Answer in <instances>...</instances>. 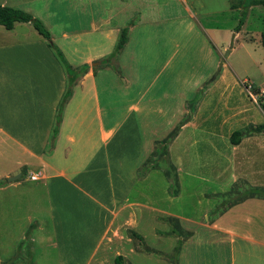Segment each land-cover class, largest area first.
<instances>
[{
    "label": "crops",
    "instance_id": "0c3cea01",
    "mask_svg": "<svg viewBox=\"0 0 264 264\" xmlns=\"http://www.w3.org/2000/svg\"><path fill=\"white\" fill-rule=\"evenodd\" d=\"M18 24L23 25L16 23L12 30L0 25L5 31L0 40V158L8 159L9 150L16 158L14 165L0 173V178L6 179L0 180V190L20 185L23 176L46 189L56 238L53 245L61 254L60 264H91L98 254L99 264H106L103 253H111L117 264H131L123 254L146 253L130 246L133 238L124 235L126 231L137 233L133 229L143 220L137 214L140 208L152 222L166 221L167 216L179 221L191 219L193 230L184 229L180 222L181 229L191 236L182 239L177 264H264V197L249 193L264 189V171L255 167V152L259 151L244 147L257 139L255 135L233 145L234 154L227 155V163L231 159L234 167L228 165L226 171L222 167V172H215L222 173L216 179L226 178L231 171L236 173L232 184L230 174L211 194H205L208 199L222 197L217 212L208 216L214 212L208 209L200 221L165 212L159 207V197L160 193L168 195L166 182H150L151 173L162 170L152 168L149 161L158 142L169 138L179 125L182 130L191 124H182L189 104L187 96L182 91L178 95L167 91L181 77L174 75L167 83L169 88H163L158 73L151 74L150 63L143 59L146 54L148 59L155 58L147 38L140 40V49L135 51L129 49V35L119 54L127 52L129 57L124 75L93 66L96 61L100 64L96 58L101 54L97 52L85 53L79 65L68 62L75 69L88 64L89 70L73 87L50 150L58 108L68 87L67 75L42 35L28 39L26 36L32 35L26 28L24 39L7 38ZM105 26L91 24L90 30L79 33L64 30L62 38L71 40L92 30L103 31ZM73 50L76 55L77 49ZM200 82L197 80L196 85ZM163 98L172 103L164 104ZM194 114L197 112H192V118ZM167 124L162 133L161 126ZM230 143L221 145L228 153ZM19 173L20 178L9 180ZM236 184H243L245 189L239 187L234 195ZM181 190L179 185L171 196H180Z\"/></svg>",
    "mask_w": 264,
    "mask_h": 264
},
{
    "label": "rangeland",
    "instance_id": "374dc122",
    "mask_svg": "<svg viewBox=\"0 0 264 264\" xmlns=\"http://www.w3.org/2000/svg\"><path fill=\"white\" fill-rule=\"evenodd\" d=\"M248 2L249 0H0L1 4L25 10L45 24L54 43L72 65L81 64L85 53L101 54L96 58L99 61L109 56L115 50L120 32L125 28L128 29L129 49L137 51L140 40L147 38L151 54L156 58L148 59L149 54L143 56L150 63L147 65L148 69L151 74L158 73V82L163 84V88H169L167 83L174 75L181 77L179 83L177 81L174 84L175 87L166 89L169 93L178 92L177 95L182 91L187 96L189 104L182 124L189 118L185 126L191 123L182 130L179 125L172 132H176L177 136H172L173 142L170 148L167 146L166 151L160 148L163 141L156 144V152L150 157L149 165L162 171L151 173L150 182H166L168 195L160 193L159 197V207L162 210L171 214L182 213L197 221H200L208 209L210 212L214 211L208 214L212 216L222 204L221 196L215 195L211 199L205 196L224 182L222 180L225 177L216 179L222 174L216 175V170L220 169L222 172V167L225 171L228 165L234 167L231 159V163H227V155H233L235 147L230 143L231 150L228 153L221 145L226 146L236 130L243 131L248 127L264 124V112L261 108L264 103V46L261 43L264 7H247ZM241 20L243 24L237 31ZM22 24H18L7 38L12 36L10 39H24L26 28L32 35L26 36L28 39L41 38L32 25ZM91 24L106 25V30H92L72 36L71 40H63L64 30L79 33L90 30ZM4 32L0 28V40L3 39ZM100 36L103 37L102 40H99ZM74 47L77 49L76 55ZM127 55L125 52L117 56L112 65L102 68H108L116 75H124L129 59ZM197 80H201L199 86L196 85ZM163 103L172 101L166 98ZM193 111L197 112V116L194 114L192 118ZM166 127L169 125L161 126L160 131ZM263 136H253L257 139L245 143L244 147L259 151L255 152V167L264 171V139L259 141ZM10 151L8 159L3 156L0 158V173L14 165L16 158ZM223 152L225 157L221 156ZM177 168L180 169L179 172ZM234 174L236 175L231 171L225 180L230 175L232 184ZM0 180L4 182L6 179ZM20 182L14 188L0 190V264H14L17 260V264H60L61 254L53 245L56 238L46 189L26 176ZM178 184L181 185L182 194L173 198L171 195L177 192ZM239 187H243V184ZM239 187L236 184L232 189L234 195L238 194ZM142 211L143 208H140L137 214L143 220L133 230L143 237V245L133 238L130 246L139 251H144L143 247H149L153 252L123 256L131 264H177L179 254L175 256L174 250L180 235L173 234V225L167 220L152 222L147 218L146 210ZM175 220L178 227L181 222L184 229L195 228L191 219ZM202 221H206L205 216ZM130 232L126 231L124 235L129 236ZM186 239L188 238H183ZM99 256L100 254L91 264H99ZM102 256L106 259V264H117L111 253H103ZM80 262L76 264H81Z\"/></svg>",
    "mask_w": 264,
    "mask_h": 264
},
{
    "label": "trees",
    "instance_id": "16d2710c",
    "mask_svg": "<svg viewBox=\"0 0 264 264\" xmlns=\"http://www.w3.org/2000/svg\"><path fill=\"white\" fill-rule=\"evenodd\" d=\"M252 5H262L264 7V0H249L246 6L250 7ZM16 23H30L33 25V27L38 31V33L47 40L48 47L52 50L57 60L63 66L66 72V75H67L68 87H67V90L58 108V114L56 117V125L53 129L49 148H48L51 150L53 143L58 135V127L61 122V117H62L64 107L66 103L68 102V100L70 99V97L72 96L74 85L77 83L80 77H82L84 74L87 73V71L89 70V65L84 64L80 68H77V69L73 68L66 60L63 52L52 41V36L49 30L44 26V24L39 19L35 18L32 14L22 9L5 6L0 3V25L4 26L7 30H12L15 27ZM242 24H243V21L241 20V23L236 28L237 31L240 30V27L242 26ZM127 42H128V29L125 28L120 32L118 42L115 46V50L109 56L99 61L100 63L99 67L112 65L114 62V58H116L120 54V52L124 49ZM261 43L264 46V32H262L261 34ZM261 108L264 112V103L262 104ZM259 134H264V124L257 125V126H251V127L246 128L243 131L236 130L232 133L230 137V141L233 145H239L244 137H248L251 135H259ZM173 135L174 133H172V135L169 138L165 139L160 148L166 151L167 146L170 143L171 137ZM249 193L252 195H258V196L264 197V189H252L249 191ZM167 221L173 225V234L178 233L180 235V239L174 250L175 256L176 255L178 256V254L180 253L181 246H182V239L190 237L191 233L180 229L179 228L180 226L178 227V222H176L174 218L172 217L167 218ZM130 235L132 238L137 239L143 245L144 240L142 236L138 235L137 233L133 231L130 232ZM143 250L146 251L147 253L153 252L148 247L146 248L143 247ZM120 259L121 257L117 258L118 263L120 262Z\"/></svg>",
    "mask_w": 264,
    "mask_h": 264
},
{
    "label": "water",
    "instance_id": "95a60500",
    "mask_svg": "<svg viewBox=\"0 0 264 264\" xmlns=\"http://www.w3.org/2000/svg\"><path fill=\"white\" fill-rule=\"evenodd\" d=\"M93 66H96V65H98V63H94V64H92ZM221 67L222 66H220V68H219V72H220V70H221ZM216 76H217V74H216ZM190 120V118L188 119V121ZM188 121H186L184 124H186ZM21 176L20 175H18V176H15V177H11V178H9V180L10 181H14V180H16V179H18V178H20Z\"/></svg>",
    "mask_w": 264,
    "mask_h": 264
}]
</instances>
